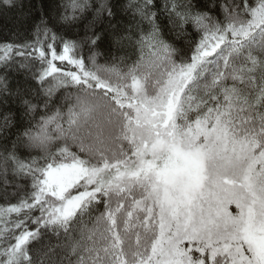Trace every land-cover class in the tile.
<instances>
[{
  "label": "trees",
  "instance_id": "1",
  "mask_svg": "<svg viewBox=\"0 0 264 264\" xmlns=\"http://www.w3.org/2000/svg\"><path fill=\"white\" fill-rule=\"evenodd\" d=\"M258 3L0 0V264H155L161 224L152 180L115 176L137 156L136 132H145L133 113L134 79L155 98L172 66L196 63L180 95L183 127L212 119L226 100L239 107L235 125L241 113L245 126L264 128V31L233 48L223 74L194 62L205 33L246 22ZM74 160L96 170L94 183L83 177L65 193L45 191L46 170ZM104 169L106 179H95ZM81 191L64 209L61 198ZM201 256L232 264L224 251Z\"/></svg>",
  "mask_w": 264,
  "mask_h": 264
},
{
  "label": "rangeland",
  "instance_id": "2",
  "mask_svg": "<svg viewBox=\"0 0 264 264\" xmlns=\"http://www.w3.org/2000/svg\"><path fill=\"white\" fill-rule=\"evenodd\" d=\"M263 31L264 0H259L246 22L205 33L194 62L203 61L201 72L218 67L223 74L233 48ZM195 65L172 66L155 98L145 97L140 79H134L138 102L133 113L138 129L145 132H136L137 156L115 176L128 181L137 171L152 180L150 196L161 224L156 242L160 255L151 258L155 264H206L201 255L210 260L218 251L228 253L232 264H264V128L245 126L247 118L241 113L235 125L234 109L239 107L226 100L213 120L204 115L183 127L186 122L179 123L176 116L181 117L180 104H188L180 95L188 91ZM243 109L249 117V107ZM95 171L74 160L50 166L41 183L45 191L65 193L83 177L88 185L94 183ZM97 173L95 179L101 181L108 175L105 169ZM82 191L61 198L63 208L77 205Z\"/></svg>",
  "mask_w": 264,
  "mask_h": 264
}]
</instances>
